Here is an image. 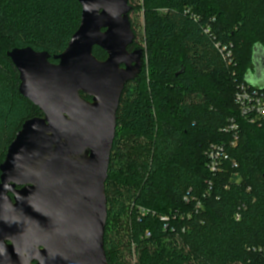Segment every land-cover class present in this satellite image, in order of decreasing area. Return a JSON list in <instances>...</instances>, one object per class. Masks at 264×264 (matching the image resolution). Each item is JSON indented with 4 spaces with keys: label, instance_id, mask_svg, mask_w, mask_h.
Listing matches in <instances>:
<instances>
[{
    "label": "trees",
    "instance_id": "1",
    "mask_svg": "<svg viewBox=\"0 0 264 264\" xmlns=\"http://www.w3.org/2000/svg\"><path fill=\"white\" fill-rule=\"evenodd\" d=\"M129 4L130 14L142 13L149 51L162 50L151 72L161 84L154 77L145 80V62L140 78L121 96L105 184L108 263L132 264L127 257L135 256L134 264H264V122L251 124L234 102L237 84L246 83L252 69L254 46L264 48V0ZM81 11L78 0H0L7 48L1 61L12 73L10 82L0 78V165L23 123L42 116L19 93L7 52L31 47L61 54L79 28ZM129 20L135 33L131 15ZM135 47L134 41L128 50ZM93 54L107 57L98 47ZM168 86L180 92L171 104L159 94ZM231 119L239 126L234 146L231 133L222 131ZM119 130L132 135L126 151L120 150ZM215 143L226 145L229 159L213 172L206 151ZM139 208L149 213L141 215ZM180 209L189 217H180Z\"/></svg>",
    "mask_w": 264,
    "mask_h": 264
},
{
    "label": "water",
    "instance_id": "2",
    "mask_svg": "<svg viewBox=\"0 0 264 264\" xmlns=\"http://www.w3.org/2000/svg\"><path fill=\"white\" fill-rule=\"evenodd\" d=\"M78 2L80 25L61 54L7 52L19 93L42 116L23 123L0 165V264H109L105 184L117 112L126 85L142 74L145 52L128 50L135 40L129 0ZM245 82L264 90L261 45Z\"/></svg>",
    "mask_w": 264,
    "mask_h": 264
},
{
    "label": "built area",
    "instance_id": "3",
    "mask_svg": "<svg viewBox=\"0 0 264 264\" xmlns=\"http://www.w3.org/2000/svg\"><path fill=\"white\" fill-rule=\"evenodd\" d=\"M230 55L229 53L228 57H230ZM234 102L242 118L249 121L251 124H260L264 122V90H260L244 82H239L236 86ZM222 131L231 133V145L234 146L239 138L238 123L234 119H231ZM206 155L209 160V169L213 172L218 168V163L220 161L229 159L226 145L221 143L211 144L206 151ZM184 201L187 202V199L184 198ZM139 213L144 215L149 213V211L139 208ZM185 215L189 217V214L184 213L182 218H184ZM236 218L239 219V214H236ZM162 220L167 221L169 217H163Z\"/></svg>",
    "mask_w": 264,
    "mask_h": 264
},
{
    "label": "rangeland",
    "instance_id": "4",
    "mask_svg": "<svg viewBox=\"0 0 264 264\" xmlns=\"http://www.w3.org/2000/svg\"><path fill=\"white\" fill-rule=\"evenodd\" d=\"M131 13V11H130ZM131 15V18L132 20L135 22V45L137 46V48H141L144 50V52H150V57L147 58L146 57V54H145V62H146V70H147V73H146V78L145 80H151L154 76L152 75V70H153V66L155 65V62L161 58V55H162V50H160L159 48H153L151 51H149L148 47L146 46L144 40H143V37H144V32H143V16H142V13H132L130 14ZM3 40H2V35L0 34V78L6 82H10L12 81V73L10 72L9 68L1 61V58L2 56L5 54V52L7 51V48H6V45L4 46L2 44ZM175 44H173L174 46ZM238 72L240 71H237L236 72V75L238 74ZM141 76V75H140ZM154 79H156L154 77ZM156 80H159L160 84H161V79H156ZM149 82V81H148ZM155 92H158V91H155ZM159 94L163 95V94H166V96L169 98V101L171 103H173L174 101H177L180 97V92H179V89L176 88L175 90L173 89V87L171 86H168V90L167 92L165 91V93H160L159 91ZM188 121H183V120H178V123L179 125H181L183 128H186L188 127ZM117 135L119 137V143H120V150L122 151H126L128 149H130L132 146V135L130 133H127V132H123V131H117ZM113 176L116 175V173H112ZM158 215L161 216V213H158ZM184 215V211L183 209H180V212H179V216L182 217ZM165 217V216H164ZM126 219V218H125ZM125 222H127V220H125ZM125 225V228L122 229L123 231L121 232V234H125L124 236V239L125 241L127 240L126 239V223H124ZM119 231V230H118ZM127 261H131L132 264L135 263L136 261V257L135 256H128L127 257Z\"/></svg>",
    "mask_w": 264,
    "mask_h": 264
},
{
    "label": "flooded vegetation",
    "instance_id": "5",
    "mask_svg": "<svg viewBox=\"0 0 264 264\" xmlns=\"http://www.w3.org/2000/svg\"><path fill=\"white\" fill-rule=\"evenodd\" d=\"M133 43H134V42H133ZM130 46H131V45H130ZM136 48H137V47H135L134 49H136ZM134 49H133V50H134ZM133 50H132V51H133Z\"/></svg>",
    "mask_w": 264,
    "mask_h": 264
}]
</instances>
